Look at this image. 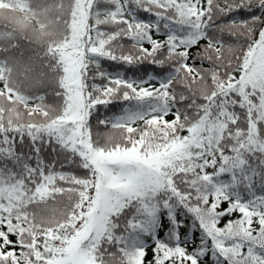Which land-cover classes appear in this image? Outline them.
<instances>
[{"label": "snow or ice", "instance_id": "1", "mask_svg": "<svg viewBox=\"0 0 264 264\" xmlns=\"http://www.w3.org/2000/svg\"><path fill=\"white\" fill-rule=\"evenodd\" d=\"M0 264H264V0H0Z\"/></svg>", "mask_w": 264, "mask_h": 264}]
</instances>
